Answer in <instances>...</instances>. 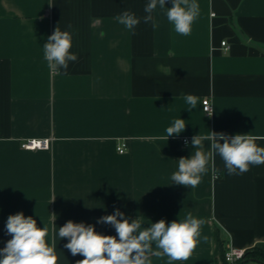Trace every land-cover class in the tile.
<instances>
[{"label": "crops", "instance_id": "obj_1", "mask_svg": "<svg viewBox=\"0 0 264 264\" xmlns=\"http://www.w3.org/2000/svg\"><path fill=\"white\" fill-rule=\"evenodd\" d=\"M148 2L0 0V248L11 239L7 218L23 212L47 228L58 264H76L84 257L64 248L58 228L72 220L115 236L97 220L118 208L142 227L189 213L204 221L187 260L152 254L150 264H219L223 246L264 249V164L229 175L217 154L195 188L171 180L197 150L194 135H264V0H196L187 36L167 20L171 0L145 23ZM126 10L140 18L132 30L116 19ZM57 25L78 56L66 71L44 59ZM179 118L185 130L167 141ZM28 138L50 148L24 149Z\"/></svg>", "mask_w": 264, "mask_h": 264}, {"label": "clouds", "instance_id": "obj_2", "mask_svg": "<svg viewBox=\"0 0 264 264\" xmlns=\"http://www.w3.org/2000/svg\"><path fill=\"white\" fill-rule=\"evenodd\" d=\"M171 3L172 6L167 7V20L176 33L189 35L199 15V4L196 0H171ZM158 5L165 8L166 0H149L146 4L144 11L147 15L143 17L145 23L153 20L152 13ZM116 19L130 30L140 23V18L127 10ZM71 47L72 34L61 31L57 25L43 49L50 70L58 71L62 68L66 71L69 62L78 60L77 54L70 53ZM184 99L192 108L196 107L199 100L192 94L184 96ZM185 127V120L176 119L166 129V137L163 138L168 141L169 137L181 134ZM205 140L211 141V151L207 153L202 150V141ZM258 140H264V135H228L214 131L210 135H194L191 145L197 150L190 157L179 158L178 170L172 174L171 180L176 185L195 188L202 174L207 171L209 158L217 154L229 175H241L249 170L250 165L264 164V147L257 145ZM97 223L112 226L116 235L98 233L94 224L72 220L58 228V237L68 238L64 248L70 250L72 256L84 257L76 264H150L149 256L152 254L167 256L170 261L187 260L197 246L204 221L189 213L183 222L168 223L161 219L148 227H142L138 217H127L117 208L113 214L100 217ZM5 229L11 239L0 248V264H58L55 244L50 245L47 240V228L38 227L33 217H25L23 212L9 215ZM153 245L157 249L155 252Z\"/></svg>", "mask_w": 264, "mask_h": 264}, {"label": "built area", "instance_id": "obj_3", "mask_svg": "<svg viewBox=\"0 0 264 264\" xmlns=\"http://www.w3.org/2000/svg\"><path fill=\"white\" fill-rule=\"evenodd\" d=\"M222 46L225 51L230 49V44L224 40L222 41ZM203 110L207 112V114L211 115L213 113V105L212 101L206 100L203 105ZM185 142L188 139H184ZM51 140L48 138H28L21 142V146L24 149H48L50 148ZM126 149V143H121L118 145L117 150L120 153H124ZM245 254V249L237 248L232 245H227L225 250V260L229 264H237L240 259L243 258Z\"/></svg>", "mask_w": 264, "mask_h": 264}, {"label": "trees", "instance_id": "obj_4", "mask_svg": "<svg viewBox=\"0 0 264 264\" xmlns=\"http://www.w3.org/2000/svg\"><path fill=\"white\" fill-rule=\"evenodd\" d=\"M225 250L226 248L223 246L221 251V263L219 264H229L225 260ZM237 264H264V249L258 247L246 249L243 258L240 259Z\"/></svg>", "mask_w": 264, "mask_h": 264}, {"label": "rangeland", "instance_id": "obj_5", "mask_svg": "<svg viewBox=\"0 0 264 264\" xmlns=\"http://www.w3.org/2000/svg\"><path fill=\"white\" fill-rule=\"evenodd\" d=\"M221 263V262H220Z\"/></svg>", "mask_w": 264, "mask_h": 264}]
</instances>
